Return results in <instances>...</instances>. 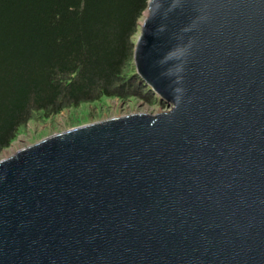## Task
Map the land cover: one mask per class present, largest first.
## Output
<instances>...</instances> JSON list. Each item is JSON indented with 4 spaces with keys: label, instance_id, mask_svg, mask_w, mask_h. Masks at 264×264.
I'll list each match as a JSON object with an SVG mask.
<instances>
[{
    "label": "water",
    "instance_id": "95a60500",
    "mask_svg": "<svg viewBox=\"0 0 264 264\" xmlns=\"http://www.w3.org/2000/svg\"><path fill=\"white\" fill-rule=\"evenodd\" d=\"M139 29L168 109L0 159V264H264V0H149Z\"/></svg>",
    "mask_w": 264,
    "mask_h": 264
},
{
    "label": "trees",
    "instance_id": "16d2710c",
    "mask_svg": "<svg viewBox=\"0 0 264 264\" xmlns=\"http://www.w3.org/2000/svg\"><path fill=\"white\" fill-rule=\"evenodd\" d=\"M149 0H0V155L18 131L101 98L155 97L135 75Z\"/></svg>",
    "mask_w": 264,
    "mask_h": 264
},
{
    "label": "rangeland",
    "instance_id": "374dc122",
    "mask_svg": "<svg viewBox=\"0 0 264 264\" xmlns=\"http://www.w3.org/2000/svg\"><path fill=\"white\" fill-rule=\"evenodd\" d=\"M143 18L139 21L142 22ZM140 35V29L134 35V42ZM159 105H151L137 97L101 98L98 101L83 103L75 108L63 110L58 115L45 117L39 115L26 123L18 131L17 138L11 146L2 152L0 159L28 144L51 134L78 127L98 120L131 113H146L166 110Z\"/></svg>",
    "mask_w": 264,
    "mask_h": 264
},
{
    "label": "bare ground",
    "instance_id": "6f19581e",
    "mask_svg": "<svg viewBox=\"0 0 264 264\" xmlns=\"http://www.w3.org/2000/svg\"><path fill=\"white\" fill-rule=\"evenodd\" d=\"M144 18H145V13H144ZM168 109V108H167Z\"/></svg>",
    "mask_w": 264,
    "mask_h": 264
}]
</instances>
